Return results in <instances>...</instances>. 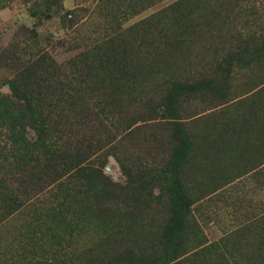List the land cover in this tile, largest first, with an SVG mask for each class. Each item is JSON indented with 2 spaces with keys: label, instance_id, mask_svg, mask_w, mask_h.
Masks as SVG:
<instances>
[{
  "label": "rangeland",
  "instance_id": "rangeland-1",
  "mask_svg": "<svg viewBox=\"0 0 264 264\" xmlns=\"http://www.w3.org/2000/svg\"><path fill=\"white\" fill-rule=\"evenodd\" d=\"M79 7L85 10L74 17ZM81 38L128 46L120 67L101 75L99 85L77 89ZM39 51H47L50 66L31 72L45 94L54 148L59 155L94 149L83 165L98 175L91 171L93 181L82 186L68 182L85 197L43 221L40 210L57 202V181L34 186L43 164L17 168L15 151L7 185L25 191L19 194L25 205L0 214V263L37 254L117 264L118 254L131 249L139 263L151 256L156 264H174L173 255H162L178 243L175 219L187 216L181 258L219 240L228 264H251L264 243V0H0V95L12 97L9 79ZM221 58L231 64L227 76L215 73ZM205 77L218 86L166 97L178 81ZM109 92L119 94L112 132L92 115L110 102ZM20 122L34 135L0 106V137L16 135ZM99 186L109 194L102 210L93 206ZM41 221L53 235L37 231Z\"/></svg>",
  "mask_w": 264,
  "mask_h": 264
},
{
  "label": "trees",
  "instance_id": "trees-1",
  "mask_svg": "<svg viewBox=\"0 0 264 264\" xmlns=\"http://www.w3.org/2000/svg\"><path fill=\"white\" fill-rule=\"evenodd\" d=\"M83 10L85 9L82 7L75 8L72 10V14L76 17L77 14ZM66 14L69 13L66 12ZM181 20L183 21L184 19ZM84 25L85 24L83 23H78V26L80 27ZM77 31L81 32V28H78ZM85 41V38H81L76 43V46L81 51L75 58L77 72L74 78V84L77 89H82L84 86L91 87L99 85L101 82V75L108 73L111 69L114 70L120 67L119 55H125L126 47L128 46L125 45V43H120L112 38L94 39L89 45ZM46 52L47 51L37 52L35 54L37 56L32 60H29L18 74L9 79L8 83L10 90L12 91V97L0 95V106H3L5 114L8 117L12 114L13 117L18 116V118H21L23 120V125L32 130L34 134L28 136L22 128V122H20L15 125V127H17L16 135L0 137V214H3L4 216L10 215L15 211H20L25 205L19 196V194H24L23 192L25 191L21 190L18 192L16 190L15 192H12L7 185V179L9 177L6 169L8 167L9 170H11L10 166L12 165V160L14 161L16 159V154H14L15 151L18 153L20 160V165L17 164V168L23 167L26 161H40L43 164V166L32 176L34 186L45 183V185L41 187L44 188L57 181L56 194L54 196V200L57 202L50 204V207H47L45 210H40L39 214L40 217H44L43 221L50 217L54 218V214L58 213L67 201H76L79 200L78 197H85L83 191H80L77 187H70V185L67 184L68 182L76 179V182L82 186L83 183L93 181L89 174L91 171L98 175L97 171H94L91 168H86L83 165L86 159L95 152L94 149L83 155H67L64 153L59 155L54 148V143L50 139V125L48 115L45 111V94L36 90L34 83L36 80H39V76H34L31 72L42 73L43 70L46 71V66H50L51 61L43 57V55H47ZM129 52L131 51L129 50ZM87 55H91L92 57L89 63L86 61ZM230 65V62L225 58H221V61H216V75L222 73L224 74L223 76H227V71L229 70ZM216 75H214L215 78ZM58 77L61 82L67 81V76L62 73H59ZM210 81L212 80L207 79V77L202 78L199 81H193L192 84L188 85L178 81V87L173 86L165 91L166 97H169L173 93L172 90H198L200 88L201 91H205L208 86H211V88H213L212 86H218L217 84L211 85L209 83ZM110 87L105 88L113 90L118 88L114 85H110ZM108 98L110 99V102L101 105L99 107L100 111L92 110V115L94 119L97 120L98 127H101L103 131L112 132L113 109L117 108L116 105H118L119 94L116 92H109L107 95V99ZM118 124L119 123H117V125ZM114 128L117 127L114 126ZM24 150L27 151L28 155H23ZM99 176L102 186L109 184L104 176L100 174ZM102 186H99V190L92 194L94 209L102 210V206L107 202L109 194L104 188H102ZM175 217L179 218L178 215ZM187 221V216H182L179 220L175 219V222L177 223L175 236L178 243L170 249V251L163 253L162 256L165 257L167 254L171 256L173 255V260H176L174 264H228L226 257L219 254L221 252L220 249L222 248L221 245L219 246V240H209L208 244L204 242L198 251H192L188 256L181 258L183 254H179V250L185 245L187 238L185 239L183 234H180L179 231L184 229L183 227L185 226L183 223ZM38 227L39 229L37 231L40 232V234L46 233L50 236L53 235L51 228L45 225L44 222L42 223L41 221ZM166 240L167 238L165 241ZM262 244L264 243L260 242L258 252H253L251 264H264V249H262ZM47 257H49V255L43 256L36 254L31 255L30 257H25L28 258L25 261L0 264H73L69 258L65 259L66 256L61 260H52V258ZM117 258V264H156L154 263L155 260L151 259V256L150 259H148V257L146 258L148 260H145V263H139L135 260V253L131 249L123 250L118 254ZM218 259L221 261L216 263V260Z\"/></svg>",
  "mask_w": 264,
  "mask_h": 264
}]
</instances>
